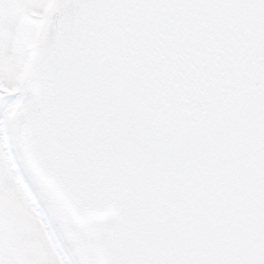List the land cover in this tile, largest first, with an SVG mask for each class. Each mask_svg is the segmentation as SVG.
<instances>
[{
    "label": "snow or ice",
    "instance_id": "6c2138e0",
    "mask_svg": "<svg viewBox=\"0 0 264 264\" xmlns=\"http://www.w3.org/2000/svg\"><path fill=\"white\" fill-rule=\"evenodd\" d=\"M0 264H264V0H0Z\"/></svg>",
    "mask_w": 264,
    "mask_h": 264
}]
</instances>
